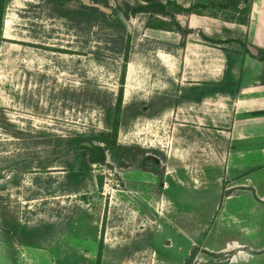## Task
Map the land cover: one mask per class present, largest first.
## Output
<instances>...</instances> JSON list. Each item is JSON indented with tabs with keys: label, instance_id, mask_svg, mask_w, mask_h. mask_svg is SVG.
I'll return each mask as SVG.
<instances>
[{
	"label": "rangeland",
	"instance_id": "374dc122",
	"mask_svg": "<svg viewBox=\"0 0 264 264\" xmlns=\"http://www.w3.org/2000/svg\"><path fill=\"white\" fill-rule=\"evenodd\" d=\"M125 1L137 0H109L131 35L125 68L121 52L53 16L45 0H9L6 6L0 43V264L24 262L14 247L25 243L51 247L54 264H185L189 240L198 239L192 226L206 221L207 212L196 211L188 200L211 203L212 190L192 191L187 177L193 152H201L205 140L217 141L219 124L225 125L230 110L225 92L207 90L223 80V49L238 61L245 56L246 25L231 18L239 15L233 6L218 5L228 0H173L184 7L199 2L195 8L206 13L176 14L185 27L191 14L203 21L182 38L147 26V14L124 18ZM77 5V0L65 2ZM260 11L259 30L264 1ZM168 20L156 15L152 22ZM225 25L232 27L227 33ZM234 33L245 42L213 43L203 37ZM122 74L113 139L102 108L84 98L94 89L116 95ZM129 105H140L142 113L131 117ZM67 137L76 140L68 144ZM83 138L101 145L106 160H88L81 168L90 153ZM205 162L208 171L218 172ZM144 165L162 176L138 168ZM71 168L80 173L70 181H84L77 192L66 186ZM146 210L155 211L158 221H150ZM49 261L43 254L25 263Z\"/></svg>",
	"mask_w": 264,
	"mask_h": 264
},
{
	"label": "crops",
	"instance_id": "0c3cea01",
	"mask_svg": "<svg viewBox=\"0 0 264 264\" xmlns=\"http://www.w3.org/2000/svg\"><path fill=\"white\" fill-rule=\"evenodd\" d=\"M263 1L253 0L248 23L240 24L246 25V42L236 33L222 36L245 42V56L238 61L232 54L231 74L236 85L234 93L223 94L230 110L225 113L224 120L219 118L225 125L219 124L218 140H205L199 147L202 151L193 152L188 187L192 191L202 190L203 195L212 190L208 195L213 198L211 203L203 202L205 199L188 200L196 211L207 212L206 221L192 226L198 239L189 240L187 257L196 247L194 261L190 264H264V83L260 81L263 64L252 56L257 54L258 48L264 49V27L259 30L257 26L262 18L260 4ZM202 22L195 14L188 18L190 28L200 27ZM225 28L227 33L232 27L225 25ZM220 47L217 49L222 51ZM223 56L226 60V53ZM224 63L222 75L226 61ZM202 162L212 169L218 168V172L208 171ZM169 202L172 207L168 211L173 212L175 205L172 200ZM202 204L205 206L200 209ZM145 213L150 221H158L155 211L146 210ZM190 217L194 218V214ZM194 220L196 222V218ZM163 240L167 247L173 246L171 239ZM3 244L6 247L7 244ZM14 248L15 255L20 253L24 259L21 264L39 259L43 254L50 259L48 264H54L51 247L20 244Z\"/></svg>",
	"mask_w": 264,
	"mask_h": 264
},
{
	"label": "trees",
	"instance_id": "16d2710c",
	"mask_svg": "<svg viewBox=\"0 0 264 264\" xmlns=\"http://www.w3.org/2000/svg\"><path fill=\"white\" fill-rule=\"evenodd\" d=\"M45 1L48 4L50 12L53 16L63 18L65 21H67L70 24L72 28L76 29L78 32L88 36L89 38L91 36H95L99 40L111 44L112 49L121 52L124 60L123 66L125 68L127 62L129 61V55L131 50V35L128 32L124 19L120 15H118L116 9L109 4V0H91V1L101 3L106 7H110L112 9L111 13H107L99 9L98 7L86 5L82 2V0H77L78 5L73 8L65 6V2L68 0H45ZM143 1L144 3H141L137 0L133 4H131L128 1L123 2V6L121 7V13L123 17L127 19L130 16L137 15L138 13L147 14L148 15L147 26L176 31L181 34L182 38L185 37L191 31V28L183 26L176 19V14H180V13H185V14L197 13L201 15L206 14L202 11H198L195 8L196 5L199 4V2L193 3L189 7H184L183 5L173 0H167L165 2L161 0H143ZM252 1L253 0H228L226 2H219L218 5L226 8L233 6V9L235 10V12H238L239 15L235 16L234 14L233 17L231 18H233L234 21L240 24H247L249 20ZM8 2L9 0H0V43L3 40L2 27H3L5 9ZM211 3L213 2L211 1ZM156 15L167 17L169 18V20L166 23L164 21H161L162 23L160 25L155 24L152 22V19ZM209 15L217 17V15H215L214 13H211ZM203 37L206 40H209L213 43L239 41L238 38H231V37H227L225 39H221V38L214 39L205 34H203ZM224 50L226 53L227 60H226L225 69L223 71V76H222L223 80L219 81L220 83L217 82L213 84L212 87L207 90V93H215L217 91L232 93L233 89L235 88L236 83L232 79V74H231L232 64H233L232 55L230 56V52L227 49ZM252 56L260 60L263 64L262 73L260 75V81L261 83H264V49L258 48L257 54ZM123 76L124 75L122 74L120 81L121 85L116 95H114L112 92L110 93L105 90L102 91L100 89H94L92 90L90 97L86 96L84 98V99H89L91 102L102 108L105 115L106 124L110 126L112 129L113 139H115L119 126L118 120L121 111L122 95H123V81H124ZM197 99L200 98L197 97ZM127 108H131L129 114L133 118L139 116L142 113V109L140 105H136V106L129 105L127 106ZM64 140L68 144H70L72 141L76 140V138L67 137ZM82 141H89L91 143L93 142L91 138H83ZM69 148L71 149L72 147ZM69 148H67L68 149L67 154L70 153ZM74 150L77 151L76 149ZM139 152L144 153L145 150L139 148ZM88 160H89L88 156L83 158L81 168L83 165L88 164ZM148 160L152 161L151 159ZM66 165L72 166L71 162L69 161L67 162ZM72 168L71 171L67 173L68 182L71 183H67L66 186L69 191L77 192L78 190L81 189L84 181L83 180L79 182L70 181V178L72 176L78 177L80 173V171L77 172ZM142 168L145 170H153L147 167L146 165H144ZM25 244L34 245L30 243H25ZM195 252H196V247L192 249L191 254L185 260V264L191 263V260L193 259Z\"/></svg>",
	"mask_w": 264,
	"mask_h": 264
},
{
	"label": "water",
	"instance_id": "95a60500",
	"mask_svg": "<svg viewBox=\"0 0 264 264\" xmlns=\"http://www.w3.org/2000/svg\"><path fill=\"white\" fill-rule=\"evenodd\" d=\"M82 2L89 6L98 7L99 9L107 13H111L112 11L110 7H106L101 3L93 2L91 0H82ZM84 145L90 148V153H89L90 162L95 163V162H103L106 160V153L101 145H93L89 141H85ZM148 157H151V156L148 155Z\"/></svg>",
	"mask_w": 264,
	"mask_h": 264
},
{
	"label": "flooded vegetation",
	"instance_id": "af4514ba",
	"mask_svg": "<svg viewBox=\"0 0 264 264\" xmlns=\"http://www.w3.org/2000/svg\"><path fill=\"white\" fill-rule=\"evenodd\" d=\"M87 147V146H86ZM87 148H89V147H87ZM89 150H90V148H89ZM146 158L147 159H151L153 162H155L156 164H158L159 163V160L158 159H156V158H154V157H148V155H146ZM139 169H141V170H144L145 172L147 171V172H151L153 175H155V176H157V178H160L161 176H162V172H157V171H153V170H145V169H143L142 167H138Z\"/></svg>",
	"mask_w": 264,
	"mask_h": 264
}]
</instances>
